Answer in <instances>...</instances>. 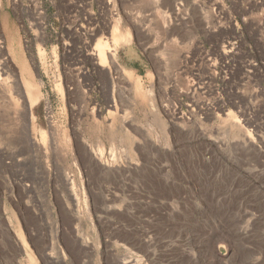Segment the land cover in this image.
Wrapping results in <instances>:
<instances>
[{"label": "rangeland", "instance_id": "rangeland-1", "mask_svg": "<svg viewBox=\"0 0 264 264\" xmlns=\"http://www.w3.org/2000/svg\"><path fill=\"white\" fill-rule=\"evenodd\" d=\"M0 44V264H264V0H0Z\"/></svg>", "mask_w": 264, "mask_h": 264}, {"label": "bare ground", "instance_id": "bare-ground-1", "mask_svg": "<svg viewBox=\"0 0 264 264\" xmlns=\"http://www.w3.org/2000/svg\"><path fill=\"white\" fill-rule=\"evenodd\" d=\"M155 3H156V1H158V0H153ZM161 2V1H160ZM163 2V1H162ZM169 5V4H168ZM168 10H169V8H168ZM173 15V14H172ZM97 33L96 32H94L93 30L91 31V33H89V34H87L88 35V37H90V38H94V36L96 35ZM110 35H112V37H115L116 35H117V27H112V30L110 31ZM1 43H2V41H1ZM1 45V44H0ZM105 47H106V43L105 42H102V40L100 39V40H98V42H97V44H96V49L94 50L95 51V53H90V58H91V61L93 62V64L94 65H99V66H102L103 64L102 63H105V62H107V56H106V52H105ZM225 47V46H224ZM3 49V47L2 46H0V52H1V50ZM231 51L232 50H227L226 48H223V51H222V55H220V58L222 57V58H227L228 56H230V54H231ZM207 61V60H206ZM91 62V63H92ZM111 64L112 65H114L113 64V61H111ZM115 66V65H114ZM97 68V67H96ZM5 70H7V69H5V65H4V63H0V92L2 93V91L4 92V90H3V88L4 87H7V85H9V83H7L8 82V80H7V78L9 77V76H7L6 78H2V75H4V76H6V71ZM106 72V76H107V74H109V71H105ZM104 73V72H103ZM7 75H8V72H7ZM108 79H110L109 78V76H108ZM7 80V81H6ZM111 80V79H110ZM15 82V81H14ZM16 84H17V82H16ZM28 87V86H27ZM8 88V87H7ZM9 88H11L10 87V85H9ZM8 88V89H9ZM21 89V88H20ZM19 89V90H20ZM30 89V88H29ZM15 90V89H14ZM13 90V91H14ZM6 92V91H5ZM9 92V91H8ZM11 92V91H10ZM15 93V92H14ZM21 94V93H20ZM20 96H22L23 97V95H20ZM80 99L82 100L83 98H84V95L82 94V91H81V93H80ZM22 97H20V98H22ZM22 99H24V100H21L22 101V112H23V117H24V120H25V118L27 117L26 115H27V113H25V110H26V106H27V104H26V102H25V98L23 97ZM112 100H113V95H112ZM15 101V100H14ZM21 109V108H20ZM199 109H201V108H199ZM28 111V110H27ZM200 111V110H199ZM25 122V121H24ZM23 132V131H22ZM25 134V133H24ZM24 137L26 138L25 139V141H26V143H28V144H31V143H33V144H35L33 141H31L28 137H27V135L25 134L24 135ZM28 140V141H27ZM50 143H53V141H50ZM52 145V144H51ZM41 147H43V142H42V144H41ZM50 147H53V146H50ZM83 149V153H84V155L85 156H87V158H88V160L90 161V162H92V163H94L96 166H98L97 168H100V169H102V165L101 164H99V163H97L98 162V160H96L95 159V157L93 158V157H91L90 156V153H89V151L85 148V147H83L82 148ZM96 158H99V159H101L102 158V153L101 152H98L97 154H96ZM47 169V166L45 167V170ZM52 170H53V172L54 173H57V170L56 169H53L52 168ZM47 178H48V174H47ZM61 187H62V190H63V192L65 193V196L67 197V199L69 200V202H70V204L72 205V206H75L76 204H77V194L75 193V190H74V180H73V178H71V177H65V179H63L62 180V182H61V185H60ZM104 202H102V204H103ZM73 214V213H72ZM139 245L140 246H142V247H144V248H147L148 247V245H149V241H147V240H145L144 238H141V239H139ZM15 246V245H14ZM59 256H58V261H59V263L60 264H63V262L61 261V259H62V251L60 250L59 251ZM119 264H138V259H136V258H134V257H131V258H129V260H127V261H125L124 263L122 262V263H120L119 262Z\"/></svg>", "mask_w": 264, "mask_h": 264}]
</instances>
